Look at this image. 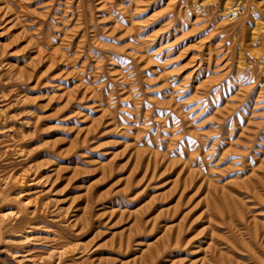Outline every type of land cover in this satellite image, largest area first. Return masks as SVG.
<instances>
[{"label":"rangeland","instance_id":"374dc122","mask_svg":"<svg viewBox=\"0 0 264 264\" xmlns=\"http://www.w3.org/2000/svg\"><path fill=\"white\" fill-rule=\"evenodd\" d=\"M0 264H264V0H0Z\"/></svg>","mask_w":264,"mask_h":264}]
</instances>
